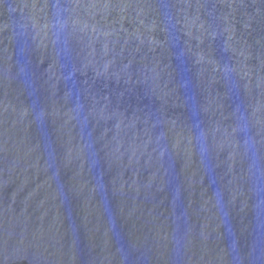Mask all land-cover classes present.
<instances>
[{"label":"water","instance_id":"obj_1","mask_svg":"<svg viewBox=\"0 0 264 264\" xmlns=\"http://www.w3.org/2000/svg\"><path fill=\"white\" fill-rule=\"evenodd\" d=\"M0 264H264V0H0Z\"/></svg>","mask_w":264,"mask_h":264}]
</instances>
